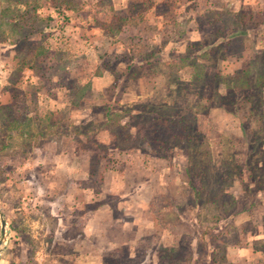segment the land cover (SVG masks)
<instances>
[{"label": "rangeland", "instance_id": "obj_1", "mask_svg": "<svg viewBox=\"0 0 264 264\" xmlns=\"http://www.w3.org/2000/svg\"><path fill=\"white\" fill-rule=\"evenodd\" d=\"M13 1L0 264H264V0Z\"/></svg>", "mask_w": 264, "mask_h": 264}, {"label": "trees", "instance_id": "obj_2", "mask_svg": "<svg viewBox=\"0 0 264 264\" xmlns=\"http://www.w3.org/2000/svg\"><path fill=\"white\" fill-rule=\"evenodd\" d=\"M5 3H8V5L7 4H5L4 6H0V15L1 16H4V14L6 15V13H8V10H9V8H10V6H9V4L11 3V0H3ZM16 1H18V0H14L13 2H16ZM60 2H62V4L60 3ZM57 1L56 2V6L54 7L56 10H58V11H60V10H64V9H70V7L68 6V4H67V2L65 1V0H63V1ZM63 2H65V4H63ZM62 7L64 8V9H62ZM0 16V17H1ZM7 16V15H6ZM60 16H63V14H59L58 15V17L60 18ZM62 18V17H61ZM0 21H3L4 22V20H2V19H0ZM140 57V56H139ZM143 59V63L144 62H152V61H154V60H156V59H159V58H163L164 60H170V56H168L167 55V53H166V51H162L161 53H158V54H156V55H154V56H152V55H150L149 57H147V56H144V57H142ZM264 71V70H263ZM256 75V74H255ZM254 75V76H255ZM264 76V72H260L258 75H257V80L256 81H259V80H261L262 79V77ZM241 83H242V86H243V82L241 81ZM244 84H246V81H244Z\"/></svg>", "mask_w": 264, "mask_h": 264}, {"label": "water", "instance_id": "obj_3", "mask_svg": "<svg viewBox=\"0 0 264 264\" xmlns=\"http://www.w3.org/2000/svg\"><path fill=\"white\" fill-rule=\"evenodd\" d=\"M0 222H1V230L4 232V233H7L8 232V229L5 228V225H6V220L2 217H0ZM1 249V248H0Z\"/></svg>", "mask_w": 264, "mask_h": 264}, {"label": "crops", "instance_id": "obj_4", "mask_svg": "<svg viewBox=\"0 0 264 264\" xmlns=\"http://www.w3.org/2000/svg\"><path fill=\"white\" fill-rule=\"evenodd\" d=\"M44 1H45L46 3H48V2L50 3V4H49V7H50V5H52V4H51V0H44ZM56 2H57V1H55V2H53V3H56ZM52 11H53V9H52Z\"/></svg>", "mask_w": 264, "mask_h": 264}]
</instances>
